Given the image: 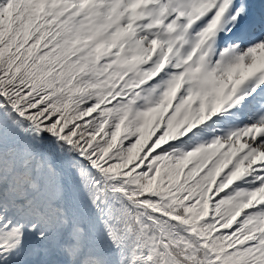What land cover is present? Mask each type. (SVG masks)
<instances>
[{
	"label": "snow or ice",
	"instance_id": "6c2138e0",
	"mask_svg": "<svg viewBox=\"0 0 264 264\" xmlns=\"http://www.w3.org/2000/svg\"><path fill=\"white\" fill-rule=\"evenodd\" d=\"M0 264H264V0H0Z\"/></svg>",
	"mask_w": 264,
	"mask_h": 264
},
{
	"label": "rangeland",
	"instance_id": "374dc122",
	"mask_svg": "<svg viewBox=\"0 0 264 264\" xmlns=\"http://www.w3.org/2000/svg\"><path fill=\"white\" fill-rule=\"evenodd\" d=\"M257 7H259V6H257ZM255 35V34H254ZM254 35L252 36V37H249V39H252V38H254Z\"/></svg>",
	"mask_w": 264,
	"mask_h": 264
},
{
	"label": "bare ground",
	"instance_id": "6f19581e",
	"mask_svg": "<svg viewBox=\"0 0 264 264\" xmlns=\"http://www.w3.org/2000/svg\"><path fill=\"white\" fill-rule=\"evenodd\" d=\"M257 5L259 6V0H257Z\"/></svg>",
	"mask_w": 264,
	"mask_h": 264
}]
</instances>
